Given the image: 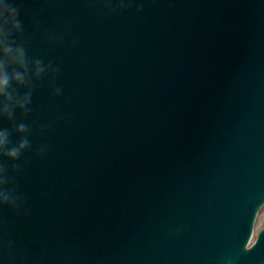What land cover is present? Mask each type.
<instances>
[{
	"label": "water",
	"instance_id": "95a60500",
	"mask_svg": "<svg viewBox=\"0 0 264 264\" xmlns=\"http://www.w3.org/2000/svg\"><path fill=\"white\" fill-rule=\"evenodd\" d=\"M6 2L3 264H264V0Z\"/></svg>",
	"mask_w": 264,
	"mask_h": 264
},
{
	"label": "clouds",
	"instance_id": "9594fccd",
	"mask_svg": "<svg viewBox=\"0 0 264 264\" xmlns=\"http://www.w3.org/2000/svg\"><path fill=\"white\" fill-rule=\"evenodd\" d=\"M18 17V10L16 7H13L11 4L7 3L6 0H0V97H4V99H8L7 96V88L10 82V77L5 71L4 68V57L6 56H12L14 60H17L20 63H23V49L17 48L15 50L14 56L13 54V48L10 44L6 43V37L8 35L7 29L8 26L11 25L12 28L18 29L20 27V21L17 19ZM41 71V69L38 67L37 72ZM15 78L19 81H22L23 75L22 73H16ZM20 103V106L23 107V103ZM5 113H8L10 115L11 113L8 111V106L6 104L0 105V116H3ZM19 131L24 130V125H19L18 128ZM7 142V134L6 132L0 130V152L3 151V148ZM27 144V141H21L19 147H14L9 149L6 153H3L10 157H17L20 150L23 149ZM3 181L0 180V184H2ZM16 197H13L11 193L0 190V205L4 204H11L13 206L16 205ZM258 222L260 224H264V207H261L258 214ZM11 242H9L8 247L11 248ZM0 264H3V261L0 260Z\"/></svg>",
	"mask_w": 264,
	"mask_h": 264
},
{
	"label": "rangeland",
	"instance_id": "374dc122",
	"mask_svg": "<svg viewBox=\"0 0 264 264\" xmlns=\"http://www.w3.org/2000/svg\"><path fill=\"white\" fill-rule=\"evenodd\" d=\"M263 207H264V206H263ZM258 214H259V213H258ZM257 217H258V216H257ZM263 225H264V224H260V223L258 222V219L256 218L253 239L256 237V233H257V231H258Z\"/></svg>",
	"mask_w": 264,
	"mask_h": 264
}]
</instances>
